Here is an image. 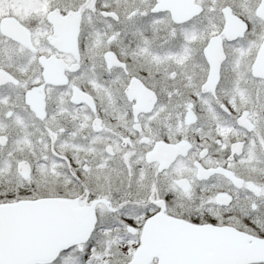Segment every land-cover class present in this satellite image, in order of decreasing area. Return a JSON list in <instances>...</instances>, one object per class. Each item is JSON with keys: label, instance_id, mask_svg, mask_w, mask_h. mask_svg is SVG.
<instances>
[{"label": "snow or ice", "instance_id": "6c2138e0", "mask_svg": "<svg viewBox=\"0 0 264 264\" xmlns=\"http://www.w3.org/2000/svg\"><path fill=\"white\" fill-rule=\"evenodd\" d=\"M0 264H264V0H0Z\"/></svg>", "mask_w": 264, "mask_h": 264}]
</instances>
